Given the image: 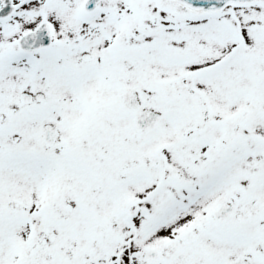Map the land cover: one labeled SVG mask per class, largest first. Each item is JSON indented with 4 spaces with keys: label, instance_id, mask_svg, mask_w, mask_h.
<instances>
[{
    "label": "snow or ice",
    "instance_id": "snow-or-ice-1",
    "mask_svg": "<svg viewBox=\"0 0 264 264\" xmlns=\"http://www.w3.org/2000/svg\"><path fill=\"white\" fill-rule=\"evenodd\" d=\"M0 264H264V0H0Z\"/></svg>",
    "mask_w": 264,
    "mask_h": 264
}]
</instances>
